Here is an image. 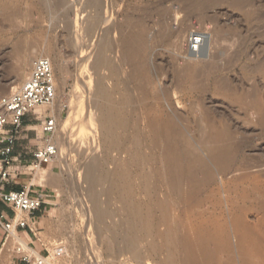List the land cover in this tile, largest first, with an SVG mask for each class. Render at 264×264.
I'll list each match as a JSON object with an SVG mask.
<instances>
[{
    "label": "rangeland",
    "instance_id": "374dc122",
    "mask_svg": "<svg viewBox=\"0 0 264 264\" xmlns=\"http://www.w3.org/2000/svg\"><path fill=\"white\" fill-rule=\"evenodd\" d=\"M69 7L74 10L67 17L70 22L68 28L63 13ZM96 9L93 0H0V97L27 78L26 73L12 88L19 64L28 57L30 63L26 72L30 71L29 65L37 57H50L55 84L57 82L59 86L56 87V95L57 92L60 94V106L56 113L45 106L37 109L38 112L47 109L44 114L28 116L33 120L34 130L31 131L40 135L43 117L52 116L49 113L52 112L56 120L54 134L50 137L55 141L59 137L60 141L55 142L58 146L55 160L44 166L50 177L45 170L42 172L46 178L44 184L52 196L39 219V230L32 237L31 248L45 257L44 264H136L138 260L133 258L122 240V234H129L127 227L132 225L131 229L139 233L136 237V231H131L144 264H264V0H243L240 3L234 0H106L103 10L95 14ZM88 24L96 25L90 36L85 32ZM132 33L141 35L144 42L137 54H127L130 57L128 61L122 51L123 38ZM191 34L204 41L196 51L191 49ZM75 40L86 42V45H111L107 51L109 48L112 52L109 50L106 55L112 62L109 61L110 64L94 76V79L98 77L104 81L106 102L111 98L108 108L114 107L112 117L121 119L114 120L113 117L116 124L108 134L111 137L108 136L107 140H111L105 143L100 137V124L90 123L100 113L91 106L92 94L79 69V58L73 47ZM239 49L244 55L226 67L225 61ZM121 55L124 56L123 61ZM215 62L222 69L204 70L206 64ZM224 79L232 83L226 84L227 87L223 84ZM118 89L124 92L123 97ZM78 100L84 110L79 108ZM75 101L79 109L75 107ZM80 110L83 113L79 115ZM123 112L125 117L121 118ZM167 117H172L179 128L188 130L194 142L199 139V129L208 128L215 136L212 142L217 147L215 159L211 158L209 164L182 159L180 165L188 171L176 186L167 171L163 144L157 140L156 144L152 139L151 121H163ZM203 119L209 120L207 128L203 126ZM125 121L123 126L120 122ZM81 130L89 132L93 139L79 141ZM148 136H152L153 141L150 140L149 146ZM140 137L144 141H140L143 146L139 145ZM106 144L115 145L110 147ZM126 147L131 151L124 150L123 153ZM193 150L200 151L203 157L209 156L201 147L195 146ZM91 155L98 157L99 161L98 204L108 210L106 212L110 216L107 217H111V222L105 218L104 223L108 227L98 223L93 230L90 227L92 219H87L85 213L94 205L84 196L88 183L79 176V169ZM122 165L127 169L130 166L128 173L131 176L127 174V177L135 178L126 180L130 185L122 181V184H128L131 192L132 197L128 201L125 199L129 196L124 198L125 201L122 196L127 194L116 191V173L122 172ZM116 181L117 184L114 183ZM149 211L151 216L147 213ZM142 212L147 214L142 215ZM121 219L123 226L119 225ZM131 220L133 223L126 226L125 223ZM112 223H116L117 229ZM106 228L111 233L106 232ZM112 230L114 233L118 231L114 234ZM168 231L169 236L166 235ZM116 235L118 240L121 239L120 243ZM107 236L109 238L105 239ZM171 239L172 243H169ZM104 240L109 241L106 243ZM10 243L9 240L0 252V264H24L15 252V243ZM33 256L40 258L39 255Z\"/></svg>",
    "mask_w": 264,
    "mask_h": 264
},
{
    "label": "bare ground",
    "instance_id": "6f19581e",
    "mask_svg": "<svg viewBox=\"0 0 264 264\" xmlns=\"http://www.w3.org/2000/svg\"><path fill=\"white\" fill-rule=\"evenodd\" d=\"M94 2H95V4H96V7H97V9H96V11H95V14H98L101 10H103V8H104V6L106 5V0H93ZM235 2H242L243 0H234ZM72 10H74L72 7H69V8H67L65 11H64V13H63V17H65L66 16V26L69 28L70 27V22H69V15H70V13L72 12ZM72 14V13H71ZM68 17V18H67ZM74 21V20H73ZM73 23V22H72ZM95 27H96V25H94V24H88L87 25V27H86V31L85 32H87L88 34H89V36H90V34H91V32L92 31H94V29H95ZM74 28V27H73ZM235 28V27H234ZM71 30V29H70ZM74 33V32H73ZM78 34H80V33H78ZM85 35H86V33H84ZM81 35V34H80ZM192 35V38L190 39V45H191V49L192 50H197V49H199V47H202V43L204 42L203 41V39L201 38V37H197V35H193V34H191ZM190 35V36H191ZM250 35V34H249ZM194 36H196L197 38H194ZM74 37V36H73ZM81 37V36H80ZM83 38V37H82ZM85 38V37H84ZM77 39V38H76ZM124 40H123V50L122 51H124V53L126 54V57H127V54L129 53H131V52H133V55H134V52H135V54H137L136 52L139 50L140 51V46H142V44H143V42H144V38L141 36V35H139V34H136V33H132V34H130V35H128V37H126V38H123ZM248 40V39H247ZM70 41V40H69ZM78 41H79V39H78ZM78 41H76L75 40V43L73 44L74 46V48H75V52H76V54L78 55L77 56V58H79L78 59V65L80 66L79 67V69L81 70L80 72L82 73V75H84L83 77L87 80V84L89 85V88H90V91H91V94H92V107L93 108H95L96 110L98 109L99 110V116L97 117V118H94V120H92L90 123H92V122H98L99 124H100V127L102 128V133H101V135H100V137H101V139H102V142H107V141H109V140H111V139H109V140H107L108 139V136L109 137H111L110 135H108V134H110V133H112L111 131L113 130L112 128H113V126L116 124L115 123V121H113V117H112V109H114V107L110 110V108L112 107V105H111V107L110 108H108V100H110V99H108L107 100V102H106V98H105V88H104V86H103V82L101 81V79L100 78H98V77H95V79H94V76H95V74L98 76V72L97 71H99L100 69L102 70V67H106V65H108V64H110L109 63V61L110 62H112L111 61V57H110V60H109V58L107 57V55H106V52H108L110 49V44H104V45H98V46H96V45H94V44H92V45H86V42H84V43H82V42H78ZM252 42V41H251ZM260 42V41H259ZM234 45V44H233ZM107 47H109L108 48V51H107ZM122 47V46H121ZM238 47V46H237ZM236 47V48H237ZM112 49V48H111ZM120 49H122V48H120ZM111 52H112V50H110ZM234 52H236V53H234V55H233V52H232V57H231V59L229 60H227V61H225L224 63H225V65H226V67L227 66H231L233 63H235L242 55H244L243 54V51L241 50V49H239L238 51H234ZM119 53V52H118ZM122 53V52H121ZM121 53H119V55L121 54ZM123 54V53H122ZM125 54H124V56H125ZM128 54V55H129ZM132 54V53H131ZM133 55H131V56H133ZM43 56V55H42ZM117 56V55H116ZM123 55H121V61H123L124 60V58H122V57H124ZM130 56V55H129ZM48 57V56H47ZM118 57V56H117ZM125 57V58H126ZM227 57H230V56H227ZM29 58V57H28ZM27 58V60H23V61H21V63L19 64V68L17 69V77L15 78V80H14V82H13V86H12V88H14L15 87V83L16 82H18V80L19 79H21V77H24L23 75L25 74L26 75V73H27V75L26 76H28L29 75V72L30 71H27L26 72V68H27V66H28V64L30 63L29 62V60L30 59H28ZM50 58V57H49ZM128 58V57H127ZM130 58V57H129ZM129 58H128V61H129ZM24 59H26V58H24ZM57 59V58H56ZM112 59H114L113 57H112ZM120 59V58H119ZM118 60V59H117ZM131 60V59H130ZM133 60V59H132ZM59 61V60H58ZM217 61V60H216ZM115 62V61H114ZM118 62H119V60H118ZM261 62V61H260ZM33 63V62H32ZM130 63L131 64H133L131 61H130ZM129 62H128V66H129V64H130ZM216 63V62H215ZM211 63V64H206L205 66H204V70L206 71V70H210V69H212V68H214V69H220L222 66H220V65H218V63H219V60H218V63ZM223 63V62H222ZM112 64V63H111ZM115 64H116V62H115ZM257 64H258V62H257ZM260 64V63H259ZM84 65H86L87 66V68L86 69H84ZM224 65V66H225ZM30 66H32V65H29V67ZM113 67H114V65H112ZM256 66H258V65H256ZM109 67H110V65H109ZM118 67V66H117ZM121 67V66H120ZM120 67H119V69H120ZM254 67V66H253ZM255 68H257V67H255ZM31 69V68H30ZM109 69V68H108ZM115 69H116V67H115ZM222 69V68H221ZM249 70L250 69H252V68H248ZM105 70V69H104ZM112 71H113V69H112ZM102 72V71H101ZM120 72V71H119ZM118 72V73H119ZM103 73V72H102ZM109 73L111 74V71H109ZM109 73H107V75L109 76ZM112 73H115V71L114 72H112ZM117 73V72H116ZM117 73V74H118ZM100 75V74H99ZM106 75V76H107ZM113 75V74H112ZM102 76V75H101ZM100 77V76H99ZM105 77V76H104ZM119 77V76H118ZM117 77V78H118ZM106 78V77H105ZM110 78V77H109ZM112 78V77H111ZM116 78V79H117ZM85 79H84V82H85ZM102 79H103V77H102ZM113 79V78H112ZM111 79V80H112ZM24 80V79H23ZM119 80V79H118ZM227 80H229V79H227ZM231 80V79H230ZM82 81V80H81ZM59 82V81H58ZM115 82H117V81H115ZM230 82L231 81H229L228 83L230 84ZM114 85H115V83L114 82H112ZM227 83V81H226V79H224V81H223V84L225 85V86H227L228 87V85H226V84H228ZM232 83V82H231ZM86 84V83H85ZM85 84L82 86V87H84L85 86ZM111 85V84H110ZM105 86H106V84H105ZM116 87H117V85H115ZM253 86V85H252ZM56 87H59L58 86V83L56 82ZM231 87V86H230ZM11 88V89H12ZM81 88V87H80ZM86 89H87V86L85 87ZM84 88V89H85ZM232 88V87H231ZM83 89V88H82ZM110 89H111V87H110ZM56 90H57V88H56ZM79 90V89H78ZM109 90V89H108ZM107 90V91H108ZM112 90V89H111ZM110 90V91H111ZM116 90V89H115ZM119 90V89H118ZM80 91V90H79ZM114 91V90H113ZM113 91H111V92H113ZM117 91V90H116ZM120 91V90H119ZM80 92H82V91H80ZM84 92H86L85 90H84ZM110 92V93H111ZM120 92H122V97H123V91H120ZM79 93V92H78ZM77 93V94H78ZM87 93H90V92H87ZM109 93V92H108ZM82 95L84 94V93H81ZM80 94V95H81ZM91 94H89L90 96H91ZM85 95V94H84ZM108 95V94H107ZM112 95V94H111ZM86 96V95H85ZM126 96H128V95H126ZM126 96L124 97V98H126ZM84 97V96H83ZM109 97H110V95H109ZM109 97H107V98H109ZM79 99V98H78ZM83 99V98H82ZM81 99V100H82ZM86 99V98H85ZM84 99V100H85ZM88 99V98H87ZM129 99V98H128ZM130 100V99H129ZM59 101H60V94L57 92V95H56V97H55V99H54V101H53V103H51L50 105H47V107H50V109H51V111L52 112H54V113H56L58 110H59V106H60V104H59ZM127 101V100H126ZM125 101V99H124V102H125V104L127 103ZM110 102V101H109ZM123 102V103H124ZM114 102H112V104H113ZM75 107H77L76 106V101H75ZM128 104V103H127ZM81 102H79V100H78V106H79V108L81 109V110H84L83 109V107H81ZM87 105V104H86ZM110 105V104H109ZM74 106V105H73ZM127 107L129 106V105H126ZM42 107H45V106H38V107H36L35 108V112L36 113H38V114H44L45 113V111L47 110H45V111H42V112H38L37 111V109H41ZM117 107V106H116ZM78 108V107H77ZM78 108V109H79ZM92 108V109H93ZM123 108V107H122ZM75 108H73V110H74ZM120 109V108H119ZM119 109H118V111H119ZM80 110V113H79V115L81 114V111ZM86 110V109H85ZM88 110V109H87ZM121 110V109H120ZM124 110V109H123ZM123 110H121V111H123ZM125 110L128 112L129 111V109L127 110L126 108H125ZM125 110H124V112H125ZM48 111V110H47ZM111 111V112H110ZM114 111H116L115 112V114L116 113H118L117 112V108H115V110ZM52 112H49V113H51V115L53 116V113ZM75 112V111H74ZM78 112V111H77ZM76 112V113H77ZM124 112L123 113H121V118L122 117H125V116H123L122 114H124ZM83 113V112H82ZM96 115V114H95ZM129 115V114H128ZM75 116V115H74ZM77 116V115H76ZM92 116V115H91ZM119 116V117H120ZM82 117V116H81ZM53 118L55 119V117L53 116ZM85 118H86V116H85ZM127 118V117H126ZM129 118V117H128ZM127 118V119H128ZM91 119V118H90ZM89 119V120H90ZM117 119V118H116ZM115 119V117H114V120H116ZM120 119V118H119ZM119 119H117V120H119ZM56 120V119H55ZM78 120L81 122V118H78ZM84 120V119H83ZM121 120V119H120ZM124 120V119H123ZM126 120V119H125ZM129 120V119H128ZM204 120V123H203V126L205 127V128H207L208 127V123H209V120H207V119H203ZM86 120H84V123H86L85 122ZM127 121V120H126ZM126 121L125 122H120L123 126L126 124ZM138 121V120H137ZM69 122V121H68ZM83 122V121H82ZM78 123V122H77ZM83 123V124H84ZM89 123V122H88ZM87 123V124H88ZM89 123V124H90ZM118 123V122H117ZM134 123H136V120H135V122ZM69 124H71V123H69ZM119 124V123H118ZM137 124V123H136ZM68 125V124H67ZM78 125H80L79 123H78ZM120 125V124H119ZM119 125H118V128L117 129H119ZM74 126V125H73ZM127 126V125H126ZM125 126V127H126ZM136 125H134V127H135ZM151 126H152V128H153V131H154V138H152V139H155L154 141H155V143H156V140H157V142H160L161 144H163V149H164V152H163V155H164V159H166V167H167V171H168V173H169V175H170V178H171V181L173 182V185L174 186H176L178 183H179V181L182 179V177L184 176V174H185V172L187 173V171H188V169H185V168H183L181 165H180V161L182 160V159H184V158H188V159H190V160H198L199 161V164H209V162H210V160H211V158H214L215 159V150H216V145H214L213 144V139H214V137H213V134L210 132V131H208L207 129H202L201 131H200V129H199V131H198V136H199V139H197L198 140V142H197V140L194 142L193 141V138L191 137L192 135H190L189 133V131L188 130H185V129H183V128H179L178 127V125H177V123H176V121H174V119H172V117H167L166 119H164L163 121H158V120H152L151 121ZM117 127V126H116ZM116 127H114L115 129L114 130H116ZM138 127V126H137ZM121 128V127H120ZM72 129V128H71ZM124 129V128H123ZM134 129V128H133ZM137 128H135V130H136ZM66 130V129H65ZM82 130H84V129H82ZM81 130V131H82ZM101 130V129H100ZM88 131V130H87ZM86 131V132H87ZM138 131L140 132V130L138 129ZM138 131L136 132V133H138ZM221 131H222V129H221ZM220 131V132H221ZM115 132V131H114ZM133 132H134V130H133ZM77 134H78V131L76 132ZM89 133V132H88ZM88 133H85L84 131H82L81 132V134H80V136H78V137H80L79 138V141H83V139H93V136L91 135V137H89V134ZM117 133H118V131H117ZM135 133V134H136ZM54 134V133H53ZM91 134V133H90ZM143 134V133H142ZM192 134V133H191ZM197 134V133H196ZM222 134H224V132H222ZM73 135V134H72ZM120 135V134H119ZM118 135V136H119ZM125 135V134H124ZM138 135H139V133H138ZM138 135H137V137L136 138H138ZM134 136V135H133ZM153 136V135H152ZM152 136H148L149 137V141L151 140L152 141V139H151V137ZM56 137H58V135H56ZM67 137V136H66ZM69 137V136H68ZM135 137V136H134ZM143 137H145L144 135H143ZM59 138V137H58ZM58 138H57V140H58ZM60 138H61V136H60ZM115 138V137H114ZM120 138V137H119ZM146 138V137H145ZM62 139V138H61ZM69 139V138H68ZM78 139V138H77ZM140 140H139V145H141V142H144V141H142V138L140 137L139 138ZM144 139V138H143ZM51 140H54V139H52L51 138ZM56 140V141H57ZM99 140V139H98ZM119 140V139H118ZM120 140H122V139H120ZM125 140V139H124ZM145 140V139H144ZM55 140H54V142H56ZM59 141V140H58ZM57 141V142H58ZM62 141V140H61ZM94 141V140H93ZM112 141H113V139H112ZM141 141V142H140ZM151 141H150V143L148 142V146H149V144H151ZM60 142V141H59ZM84 142H87V141H84ZM119 142V141H118ZM120 142H122V141H120ZM135 142V141H134ZM138 142V141H137ZM147 142V140H145V143ZM153 142V141H152ZM80 143V142H79ZM83 143V142H82ZM81 143V144H82ZM110 143H111V141H110ZM113 143V142H112ZM144 143V144H145ZM59 144V143H58ZM62 144V143H61ZM78 144V143H77ZM87 144V143H86ZM89 144V143H88ZM126 144V143H125ZM136 144V143H135ZM157 144V143H156ZM156 144H154V145H156ZM105 145V144H104ZM106 145H109L110 146V144H106ZM115 144H112V146H114ZM120 145H122L123 146V142H122V144H120ZM134 145V144H133ZM146 145V146H147ZM64 146V145H63ZM78 146V145H77ZM77 146H76V148H77ZM100 146H102V145H100ZM108 146V147H109ZM112 146H110V147H112ZM141 146H143V145H141ZM146 146H145V149H146ZM195 146H198V147H201V148H203V149H205V152L207 151L208 152V155L209 156H207V157H203L202 156V154L200 155V151L198 152V150H193V147H195ZM68 147V146H67ZM80 147H82V146H80ZM117 148H118V146H116ZM120 147V146H119ZM135 147H137V146H135ZM152 147H153V145H152ZM122 148V147H121ZM132 148V147H131ZM106 149V148H105ZM115 149V148H114ZM128 149H130V148H127L126 147V149H124L123 148V153H124V150H127L128 151ZM139 149V148H138ZM138 149H136V150H138ZM142 149V148H141ZM144 149V148H143ZM142 149V150H143ZM145 149H144V151H145ZM149 149V148H148ZM70 150H71V148H70ZM112 150V149H111ZM118 150V149H117ZM151 150V149H150ZM150 150H148V151H150ZM200 150V149H199ZM110 151V150H109ZM131 150H129L128 152H130ZM134 151H135V149H134ZM126 152V151H125ZM140 152V151H139ZM139 152H137L136 154H137V156L139 155ZM146 152V151H145ZM145 152L143 153L144 155H145ZM80 153V152H79ZM79 153H75V154H79ZM112 153V152H111ZM135 153V152H134ZM141 153V152H140ZM149 153V152H148ZM81 154V153H80ZM97 154V153H96ZM136 154H135V156L134 157H137L136 156ZM146 154H147V152H146ZM59 156H60V154H58ZM102 155V154H101ZM110 155V154H109ZM112 155V154H111ZM126 155H129V153L128 154H126ZM143 155V158L145 157ZM150 155H151V153H150ZM200 155V156H199ZM131 156H132V152H131ZM131 156H129V157H131ZM203 158H202V157ZM100 157V156H99ZM128 157V156H127ZM128 157V158H129ZM141 157H142V154H141ZM98 158V157H97ZM96 158V156H93V155H91L89 158H88V160H87V163L84 165V166H82V168L81 169H79V171H80V178L82 179V180H84V181H86L87 183H88V187L86 188V192L84 193V196H86V198L88 199V200H91L93 203H92V205H94L92 208H91V206H90V210L89 211H87V213H85L86 215L85 216H87L86 218L88 219H92V220H90L91 221V224H90V227H91V229L93 230V228L95 229V227L97 226V224L98 225H100L101 223H103V225H106V223H104L105 222V218L107 217V212L106 211H108V210H105L104 208H102L101 206H99V191L97 190V184H98V182H99V178H98V171H99V161H98V159ZM115 158V157H114ZM133 158V157H132ZM138 158H140V157H138ZM148 159H149V157H147ZM153 158V157H152ZM151 158V159H152ZM210 158V159H209ZM59 159V158H58ZM110 159V158H109ZM126 159V158H125ZM124 159V160H125ZM145 159V158H144ZM107 160V159H106ZM120 160H122V159H120ZM129 160V159H128ZM134 159H132V161H133ZM138 160V159H137ZM153 160V159H152ZM101 161V160H100ZM105 161V160H104ZM126 161L127 160H125V163H126ZM131 161V162H132ZM148 162H149V160H147ZM213 161V160H212ZM134 162V163H133ZM132 163L133 164H135V160L133 161ZM142 163L144 162V161H141ZM146 162V161H145ZM144 162V163H145ZM116 163V162H115ZM123 163V162H122ZM137 163V162H136ZM141 163V164H142ZM211 163V162H210ZM107 164V163H106ZM127 164H128V162H127ZM131 164V163H130ZM129 164V165H130ZM128 165V166H129ZM132 165V164H131ZM130 165V166H131ZM136 166H137V164H135ZM127 166V165H126ZM129 166V167H130ZM141 166V165H140ZM103 167V166H102ZM101 167V168H102ZM128 167V169L130 170V168ZM138 167H139V162H138ZM138 167H137V169H138ZM122 168H123V170H122V172H118L117 171V173H116V177H117V179H118V184H117V181L116 182H114V183H116L117 185H116V188H117V190L116 191H118V193L119 194H127V195H122L123 196V201H125V200H127V199H129L130 197H132L129 193H131V192H129V188L127 187L128 186V184L130 183V181H129V183H128V181H126L128 178L130 179V180H132L130 177H127V174H128V176L130 175L129 173H128V169L125 167V166H123L122 165ZM124 168H126L127 170H125ZM140 168V167H139ZM141 168H142V166H141ZM41 169V167L40 168H38L37 169V171H39ZM116 169V168H115ZM115 169H114V171H115ZM136 169V168H135ZM118 170V169H117ZM133 170V169H132ZM139 170V169H138ZM138 170H137V172H138ZM141 170V169H140ZM114 171L112 172V173H114ZM143 172H145L144 170H143ZM147 173V172H146ZM104 174V173H103ZM106 174V173H105ZM138 174V173H137ZM140 174V177H142L141 176V173H139ZM144 174V173H143ZM149 174V173H148ZM78 175V174H77ZM100 175V174H99ZM110 175H113V174H110ZM132 175H134V173L132 174ZM152 175V174H151ZM150 175V176H151ZM102 176V175H101ZM131 176V175H130ZM42 178H43V176H41ZM40 177V178H41ZM113 177V176H112ZM111 177V178H112ZM115 177V178H116ZM136 177H139V175L138 176H136ZM145 177V176H144ZM147 178V177H146ZM148 178H150V177H148ZM44 179V178H43ZM42 179V180H43ZM99 179V180H98ZM112 179H114V178H112ZM128 179V180H129ZM135 179V178H134ZM133 179V180H134ZM144 179V178H143ZM39 180V179H38ZM41 180V181H42ZM104 180V179H103ZM102 180V181H103ZM107 180V179H106ZM115 180V179H114ZM132 180V181H133ZM147 180V179H146ZM101 181V180H100ZM122 181L124 182L125 181V183H128V184H125V183H123L122 184ZM131 181V182H132ZM142 181V180H141ZM150 181H151V179H150ZM85 182V183H86ZM104 182V181H103ZM136 182V181H135ZM140 182V181H139ZM143 182V181H142ZM142 182H141V184H142ZM109 183H111V181L109 182ZM114 183H112V185L114 186ZM148 183V182H147ZM100 184H101V182H100ZM136 184V183H135ZM135 184H133V185H135ZM144 184H146L145 183V181H144ZM152 184V183H151ZM102 185H104V184H102ZM102 185H100V187L102 186ZM130 185V184H129ZM147 185V184H146ZM146 185H144V186H146ZM99 186V185H98ZM106 186V185H105ZM108 186V185H107ZM106 186V187H107ZM142 186V185H141ZM152 186H154V185H152ZM111 187V186H110ZM115 187V186H114ZM135 187V186H134ZM134 187H132V188H134ZM148 187H150V185L148 186ZM148 187H147V191H148ZM155 187V186H154ZM112 188V187H111ZM146 188V187H145ZM137 189H138V186H137ZM140 189H141V187H140ZM139 189V190H140ZM155 189H157V188H155ZM112 190H113V188H112ZM133 190V189H132ZM131 190V191H132ZM134 190L136 191V188H134ZM150 190V189H149ZM154 190V189H153ZM101 191V190H100ZM109 191V190H108ZM107 192V191H106ZM105 192V193H106ZM133 192V191H132ZM137 193H138V191H136ZM135 192V193H136ZM101 193V192H100ZM149 194H150V191L148 192ZM86 194V195H85ZM110 195V194H109ZM133 195V197H134V194H132ZM135 195H137V194H135ZM100 196H101V194H100ZM111 196H112V194H111ZM111 196H108V197H111ZM114 196H115V193H114ZM126 196H129V197H127L125 200H124V198L126 197ZM155 197L157 196L156 194L154 195ZM117 197V196H116ZM119 197H120V195H119ZM117 199H121V198H117ZM134 199V198H133ZM162 199V198H161ZM122 200V199H121ZM136 200V199H135ZM134 200V201H135ZM138 200V199H137ZM101 201V200H100ZM105 201V200H104ZM122 201V202H123ZM128 201V200H127ZM126 201V203H128ZM133 201V202H134ZM139 201V200H138ZM88 202V201H87ZM121 202V203H122ZM163 202V201H162ZM118 203V202H117ZM130 203V202H129ZM140 202H138V204H139ZM101 204V203H100ZM107 204V203H106ZM113 204V203H112ZM123 204V203H122ZM131 204V203H130ZM135 204H136V202H135ZM132 206H134V203L133 204H131ZM141 205V204H140ZM105 206V205H104ZM128 206V205H127ZM136 206V205H135ZM134 206V207H135ZM122 207V206H121ZM124 208H125V206H123ZM137 207V206H136ZM128 208H129V206H128ZM132 208V207H131ZM141 208V207H140ZM89 209V208H88ZM113 209V208H112ZM120 209V208H119ZM130 209V208H129ZM87 210V209H86ZM123 210V209H122ZM126 211V213H127V209H125ZM115 211V210H114ZM119 211V210H118ZM135 211V210H134ZM139 211H141V209L139 210ZM138 211V212H139ZM111 212V211H110ZM133 212V211H132ZM131 212V213H132ZM138 212H137V214H138ZM109 213V212H108ZM116 213V212H115ZM115 213H114V215H112V216H115ZM120 213V212H119ZM122 213H124V212H122ZM136 213V212H135ZM135 213H134V215H135ZM143 213H145V214H147L148 213V215L150 214V211L149 212H142V215H144ZM84 214V213H83ZM117 214V213H116ZM127 214H129V212L127 213ZM120 215H123V214H120ZM119 215V216H120ZM133 215V214H132ZM134 215H133V218H134ZM140 215V214H139ZM142 215H140V216H142ZM108 216H110V215H108ZM118 215H117V217H119ZM128 216V215H127ZM138 216V215H137ZM137 216H136V218H137ZM147 216V215H146ZM149 216H151V215H149ZM149 216H148V218H149ZM124 217V216H123ZM108 218V217H107ZM111 218V217H110ZM110 218H108V220L110 221ZM131 219H132V216L130 217ZM148 218H147V220H148ZM126 219V218H125ZM124 220V219H123ZM126 220H128V219H126ZM126 220H124V221H126ZM130 220V219H129ZM128 220V221H129ZM137 220V219H136ZM144 220H146L145 218H144ZM89 221V220H88ZM108 221V222H109ZM121 221V224H119V225H122V219L120 220ZM134 221H135V219H134ZM140 221H141V217H140ZM140 221H139V223H140ZM142 221H143V219H142ZM87 222V221H86ZM111 222V221H110ZM109 222V223H110ZM145 221H143V223H144ZM148 222V221H147ZM87 223H89V222H87ZM127 223V224H126ZM125 223V225L127 226V225H129V223L131 224V223H133L132 222V220L130 221V222H126ZM142 223V222H141ZM112 224H114V226H115V224L116 223H112ZM88 225V224H87ZM137 225V224H136ZM141 225H143L144 226V224H141ZM86 226V225H85ZM102 226V225H101ZM107 226V225H106ZM105 226V227H106ZM112 226V225H111ZM113 226V227H114ZM123 226V225H122ZM126 226H124V229H126ZM132 226V225H131ZM130 225L127 227V230H128V228H129V231H130V233L128 234L127 232H125V234H122L123 235V244H124V246H125V244H126V247H128V251L131 253V255L133 256V258H135V260H138V261H135V262H137L136 264H144V262H142V260H141V256H140V251H139V249H137L138 247H136V245H135V239H134V236L131 234L132 232L131 231H136L135 229H131L132 227H131ZM135 226V225H134ZM104 227V226H103ZM104 227V228H105ZM108 227V226H107ZM137 227V226H136ZM146 227H147V224H146ZM89 228V227H88ZM102 228V227H101ZM114 228H116V226L114 227ZM114 228H113V230H114ZM119 228H121L120 226H119ZM140 228V227H139ZM142 228V227H141ZM145 228V227H144ZM98 229V228H97ZM117 229V228H116ZM115 229V230H116ZM137 229V228H136ZM143 229V228H142ZM99 230V229H98ZM98 230H96L97 231V233H99L98 232ZM113 230H112V233H114L113 232ZM141 230V229H140ZM16 230L15 229H12L11 230V233H10V238L8 237V239H7V242L6 243H8L9 242V240L11 241V243H19V244H21V245H23V247L25 248V249H27L28 251H29V253L32 255H36V256H38L34 251H33V249L29 246V245H27V243L24 241V240H22L18 235H17V233L15 232ZM109 232V228H108V230H107V228H106V232ZM118 231V230H117ZM116 231V232H117ZM88 232H90V231H88ZM115 232V233H116ZM120 232V234L122 233L121 232V230L119 231ZM142 232V231H141ZM91 233H93V231H91ZM96 233V232H95ZM94 233V234H95ZM103 233V232H102ZM109 233H111V232H109ZM114 233V234H115ZM145 233V232H144ZM105 234H107V233H105ZM133 234H134V232H133ZM139 234V233H138ZM137 231H136V237H137ZM92 235V234H91ZM95 235H98V234H95ZM102 235V234H101ZM118 235V234H117ZM117 235H116V238H117V240H118V237H117ZM143 235V233L141 234V236ZM166 235L167 236H169L170 235V232L168 231L167 233H166ZM103 236H105L104 234H103ZM110 236H113V235H111L110 234ZM119 236V235H118ZM139 236V235H138ZM140 236V237H141ZM90 237V236H89ZM92 237H93V235H92ZM98 237V236H97ZM139 237V238H140ZM94 238L95 239H97L95 236H94ZM102 238V237H101ZM109 237L107 236V238H105V239H108ZM120 238H121V235H120ZM168 238V237H167ZM100 239V238H99ZM103 239V238H102ZM113 239H115V238H113ZM170 239V238H169ZM91 240V239H90ZM111 240H112V238H111ZM116 240V239H115ZM114 240V241H115ZM168 240V239H167ZM95 241V240H94ZM105 241V240H104ZM104 241H103V243H104ZM109 240H107V241H105L106 243L108 242ZM121 242V239L120 240H118V242ZM99 242H102V241H100L99 240ZM119 242V243H120ZM136 242H137V239H136ZM139 242V241H138ZM168 242V241H167ZM10 243V244H11ZM91 243H95V242H93V241H91ZM97 243V242H96ZM169 243H172V239L169 241ZM115 244H117V243H115ZM122 244V245H123ZM15 245V244H14ZM97 245V244H96ZM117 245H119L120 246V244H117ZM117 245H114L116 248H118L117 247ZM94 246V245H93ZM32 250H31V249ZM125 248V247H124ZM121 249V248H120ZM125 249H127V248H125ZM94 250V249H93ZM118 251H119V249H118ZM121 251H123V249L121 250ZM117 252V251H116ZM122 253V252H121ZM171 255L172 254H170L169 255V258L168 259H170L171 258ZM143 259V258H142Z\"/></svg>",
    "mask_w": 264,
    "mask_h": 264
},
{
    "label": "built area",
    "instance_id": "2783aa9c",
    "mask_svg": "<svg viewBox=\"0 0 264 264\" xmlns=\"http://www.w3.org/2000/svg\"><path fill=\"white\" fill-rule=\"evenodd\" d=\"M55 97L54 67L47 56L37 57L23 83L0 97V202L13 207L21 215H31L41 206L42 199L40 196H31L26 186L19 191L5 190V184L11 176L9 167L14 162L12 152L24 128L23 118L29 114L35 116L36 107L50 105ZM42 126L45 142L32 151L30 166L34 170L52 163L58 153V146L50 137L55 130L53 116H44ZM16 227H27L23 216H15L12 221L0 220V228L4 230L6 238ZM17 234L20 237L18 232ZM15 252L26 264H44V256L38 253L40 258L34 257L19 243H15Z\"/></svg>",
    "mask_w": 264,
    "mask_h": 264
},
{
    "label": "crops",
    "instance_id": "0c3cea01",
    "mask_svg": "<svg viewBox=\"0 0 264 264\" xmlns=\"http://www.w3.org/2000/svg\"><path fill=\"white\" fill-rule=\"evenodd\" d=\"M28 116L29 115H26L23 118L24 128L12 152L14 162L9 167L11 176L9 178V181L5 184V190L19 191L23 189L24 186H26L31 196L41 197L42 204L31 215H26V214L21 215L13 207L3 202H0V220L12 221V219L15 216H23L27 222V227L25 228L16 227L15 232L16 233L18 232L20 234V238L24 240L28 245H30L33 239L32 237L36 236V230H39V226H40L39 219L41 218L42 214L46 211L47 204H50V200H51L50 197L52 196V194H50L47 185L44 184L46 182V178L45 176L42 175V172H44L45 170L44 166L49 165L50 163L42 165L39 171H37L36 169V172L30 166L31 161L33 160L32 151L36 147L44 144V140L42 139L45 135V132L43 131V126L40 131V135L38 132L35 133L34 131H31L34 130L32 129L33 120ZM45 172H47V176L50 177L48 171L45 170ZM41 176H43L44 179ZM7 239L8 238H6L4 230L0 228V252L4 247V245L6 244ZM34 252L36 253V251ZM38 253L36 254L38 255ZM14 256L17 255H13V257ZM13 257H11V259H13ZM11 262L14 263V260H12Z\"/></svg>",
    "mask_w": 264,
    "mask_h": 264
}]
</instances>
